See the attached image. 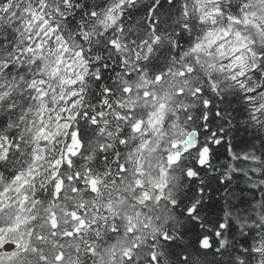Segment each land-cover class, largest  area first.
<instances>
[{
	"label": "clouds",
	"instance_id": "9594fccd",
	"mask_svg": "<svg viewBox=\"0 0 264 264\" xmlns=\"http://www.w3.org/2000/svg\"><path fill=\"white\" fill-rule=\"evenodd\" d=\"M9 2L15 4L17 0ZM45 2L48 5L45 12L51 13L52 21L60 25V33L67 41L66 57L73 60L77 72L87 68L85 81L77 85L85 89L83 108L78 106L72 111L98 115L99 109L104 117L93 124L82 115L71 121L70 130H61L69 135L78 131L81 146L70 164L65 160L67 166L58 168L57 179L62 177L65 182L57 199L55 185L48 177L52 161L65 148L67 137L61 134L52 143L41 141L47 156L41 153L42 160L33 162L34 142L27 126L34 117L29 113L23 122L20 118L25 116L27 106L37 107L29 99L26 87L29 78L43 76L58 89L57 96H66L72 90L68 85H64L67 91L59 88L60 77L66 75L63 70L55 79H49L59 52L49 55L46 51L44 60L37 64L31 63L30 58L22 64L13 61L17 67L11 73L0 70V87L10 86L4 87V91L12 93L0 96V137L9 132L23 137L20 153L14 151L8 159L0 160V188L9 186L10 174L20 171L22 166L39 165L34 182L39 203L32 207L33 190L28 187L25 189L29 192L28 203L23 210L13 203L0 212V228L7 229L9 223H16L17 215L29 221L9 236L11 240L23 233L27 239L31 231V246L17 264H58L55 257L61 252L64 258L59 264H126L120 253L136 244L141 247L135 252L136 260L132 264H150L148 257L153 250L159 264H264V0ZM31 3L37 4L38 0ZM213 8H221L222 12L201 20ZM245 13L248 23L228 20L229 16H236L243 21ZM21 15L22 12L17 15V21ZM13 27L22 25L8 22L7 28H0V41L4 42L0 44V61L9 58V47H14L17 39L23 37L22 32L15 35ZM223 30L229 34L224 35ZM237 32L251 51H232L241 42ZM197 43L203 45L202 50L192 52ZM76 52H82V57L75 56ZM235 56L243 57L245 75L233 81L230 76L240 70L230 71ZM189 66L194 69L191 73ZM181 71L186 75H180ZM157 76L161 77L159 81ZM128 86L133 89L131 97L123 92ZM137 86L141 91L137 92ZM109 87L111 94L105 92ZM196 88L202 92L193 95ZM180 89L183 96L177 95ZM143 91L150 93L149 99L144 98ZM105 100L113 105L111 111L102 107ZM124 100L136 101L138 111L134 119L152 110L154 105H167L162 134L149 137L153 150L143 154L142 188L134 184V163L129 164L127 176H121L113 163V152H119L121 162L127 163V154L144 139L130 137L123 148L118 144L117 129L123 130L126 123L115 119L116 102ZM38 126L33 125L32 131ZM49 127L53 129L54 125ZM173 142L181 147L173 149ZM205 146L209 147L208 160L201 164L200 150ZM177 150L179 158L169 163V152ZM161 169L166 173L167 183L164 199L157 201L152 185L159 181ZM189 170L194 175L189 176ZM77 172L81 176H97L98 191L93 193L83 181L74 179ZM78 184L82 186L73 192ZM143 192L149 193L150 202L139 203ZM11 195L15 201V193ZM108 205L112 210H107ZM53 211L55 228L50 224ZM72 211L86 213L83 218L91 227L67 237L65 233L78 225L70 215ZM129 216L136 223L132 236L127 230ZM114 222L119 229L117 233L110 231ZM165 233L169 234L167 240L162 239ZM40 236L43 239H37ZM205 237L208 247L200 243ZM153 239L154 247L150 243ZM89 246L96 249L94 254L89 253Z\"/></svg>",
	"mask_w": 264,
	"mask_h": 264
},
{
	"label": "snow or ice",
	"instance_id": "6c2138e0",
	"mask_svg": "<svg viewBox=\"0 0 264 264\" xmlns=\"http://www.w3.org/2000/svg\"><path fill=\"white\" fill-rule=\"evenodd\" d=\"M65 3H69V0H65ZM24 4V7L21 9L20 5ZM48 7L45 0H38L37 4H32L31 0H17L15 4L10 3L9 0H0V28H7L8 22L12 25H22L21 28L13 27L12 31L15 35L19 36L22 32L23 37L21 39H17L16 45L14 47H9L8 55L9 58L3 61H0V70L4 72L11 73L17 67V63L22 64L24 60L31 59V63L37 64L44 60L45 52L49 55L54 52H59V55L55 59V63L50 70L49 79H55L60 75L63 70L66 75L61 76L59 80V88L63 91H67L64 88V85H68L71 87V91L65 96L60 94L57 96L58 89L54 88L47 79H45L41 75H37L36 77L29 78L27 82V89L29 90V99L34 102L37 107L32 109L30 106L26 107L25 116H21V121L25 119V117L31 113L33 115V119L30 120L27 128L29 134L32 136L34 147L32 149V161H40L42 160L41 153H44V157L46 158L47 152L45 145L41 143L47 142L52 143L55 139V136L63 134L67 137L65 148L60 151V155L52 161L50 176L48 179L54 183L56 198L60 197V194L63 191L64 179L61 177L57 179L59 176L58 168L60 166L66 167L67 165L64 163L67 160L68 164L71 163V159L76 154V150L81 146V140L79 137L78 131H71L70 135L68 131H64L62 133V129L70 130L71 129V121L77 120L80 116L89 117L93 124H97L100 118L104 117V112L97 109L98 115H92L87 111H77L73 112L72 109L83 108V95L85 89L83 87H77L78 84H82L87 75V68L82 72H77L76 68L73 67V60L66 57V53H68L69 48L67 45V41L64 37L63 33H60V25L54 23L51 19V13H46L45 9ZM15 9V10H13ZM23 13L21 15L20 20L17 21L16 17L18 14ZM56 12L59 13L60 9L57 8ZM222 12L221 8H213L208 10L205 13V16L201 17V20H204L205 17L213 18L217 14ZM95 16V12L92 13ZM228 20L232 23L240 24V23H248V15L245 13V18L242 21L239 17L229 16ZM213 23L215 20L213 19ZM59 33V34H58ZM211 34V33H210ZM224 35H228V30H223ZM237 39L241 41L235 47H233L232 51L238 52L241 49H247L251 51L246 40L243 39L239 32L236 33ZM219 39V36L215 37ZM213 41L209 42V46ZM3 41H0V44H3ZM54 43V47H53ZM112 44L115 47H119L116 44V41H112ZM47 46V48H46ZM203 45L201 43H197L191 49L192 52H198L202 50ZM223 47V46H221ZM15 55H12V53ZM210 54V53H209ZM75 56L82 57V52H76ZM67 59V63L65 60ZM198 59V57H197ZM13 61L17 63H13ZM210 67H215V65H211ZM223 66H221L222 68ZM256 67V65H253ZM230 71H234L239 68V71H234V74L230 76V79L233 81L237 80V77H243L245 75V66L243 64L242 56H235L233 61L229 65ZM194 69L189 66L188 73L193 72ZM180 75H186L185 72L181 71ZM21 80L24 78L21 77ZM128 79L131 80V74L128 75ZM161 79L160 76L156 77V80L159 81ZM4 87L10 86H2L0 87V96H10L11 91H4ZM212 87L215 89V83L212 84ZM137 92L141 91L139 86H137ZM252 91V90H250ZM105 92L111 94L112 89L106 88ZM123 92L126 96L131 97L133 95V89L131 86L124 87ZM202 92L201 88H196L194 90L193 95L199 94ZM51 93V100H49V95ZM143 96L145 99L150 98V93L148 91H143ZM178 96H183V89H180L177 92ZM99 99V97H97ZM205 104L208 101H204ZM56 105V107H53ZM9 107H14V105H9ZM57 107L59 111H57ZM102 107L107 108L109 111L112 110L113 105L109 100H105L102 102ZM116 107L118 111L116 112L115 119L122 120L126 123V127L123 130L117 129V135L119 136L118 144L123 148L124 145L128 144L129 138L131 137L135 140L137 137L144 138L141 143L137 146V148L133 149L131 152L127 154V163L121 162V156L119 152H113V163L115 164L117 172L121 176L128 175L129 164L134 163L135 167V187L142 188L144 185L143 177L145 175L144 171V156L143 154L148 151H152L151 148L152 140L149 138L150 136H159L162 134V126L165 122V114L167 105L164 103H159L158 105H154L152 110L146 111L140 117L133 118L138 111L136 108V101L133 100H124L123 102L117 101ZM147 108V105L145 106ZM264 107V105H262ZM64 114H67L66 116ZM33 125H39L35 131H32ZM50 125H54L53 129H50ZM219 143V140L216 141ZM23 143L22 136H16L14 132H9L4 136L0 137V160L8 159L12 153L15 151L17 154L20 153L21 144ZM185 145L187 141L183 142ZM112 147V145H109ZM173 149H179L181 147L180 144L173 142L171 145ZM103 148V146H102ZM55 151V148L53 149ZM209 155V147L205 146L200 150V163L204 164L208 160ZM180 156V152L177 150L175 152H169L168 161L172 163L175 159H178ZM108 174L111 173V169H108ZM39 172V165L33 164L31 167H23L20 171H14L10 174V182L9 186L0 188V212H2L6 207H11L13 203L16 206L23 210L25 204L28 203L29 192L25 191L26 188L31 187L33 201L32 207L34 208L36 203H39L36 200L35 188L36 184L34 183L36 180V176ZM88 172H91V169H88ZM188 175L192 176L194 173L189 170ZM72 179V178H70ZM74 179L78 181H83L84 185H87L89 190L93 193L98 191L100 181L95 175H84L81 176L79 172L76 173ZM167 183L166 173H164L163 169H161V176L158 182L153 183L152 187L156 189L155 199L157 201L164 199L163 190ZM82 186H77V189H73V192L77 191L78 188ZM44 187V181H41V188ZM12 193H15L17 199H13ZM22 194V198H21ZM142 199L139 203L143 204L145 202H150L151 197L149 193L143 192L141 193ZM174 203V202H173ZM107 210H112L111 205L107 206ZM193 209H189L191 212ZM72 218L78 221V225L74 228L72 232L65 233V236L70 237L74 234H80L81 229L90 228L91 225L88 220L84 219L83 216L86 213H81L77 211H72L70 213ZM139 213H137V216ZM56 214L53 211L51 213L50 224L53 228L57 227V221L55 218ZM16 223H9L7 229L0 228V264H17V261L21 259L22 253H27L29 247L31 246V231L27 233V239H25V234H20L15 239H9L10 234L17 233L20 231L21 227L26 226L29 222L27 218L21 220L20 217L16 216ZM107 219V217H105ZM115 220V216L113 217ZM95 223V220L92 221ZM128 234L130 236L134 235L136 232V223L131 216L128 217ZM147 226L146 224L144 225ZM220 227H224V225H220ZM112 233L119 232V229L116 227L115 222L110 228ZM219 234V233H217ZM169 234L165 233L162 239L167 240ZM37 239H43V236L37 237ZM150 243L155 246V239L150 241ZM200 243L204 247H208L209 241L208 238L205 237ZM141 246L139 244L134 245L132 248H124L120 253V256L126 261V264H132L133 260H136L135 252L139 250ZM36 249L33 248V251ZM89 253L94 254L96 249L89 246ZM115 251V249H113ZM256 251H260V249H256ZM63 253L57 254L55 257L56 261L59 264V261L63 260ZM115 258V257H114ZM41 259H46L45 257H41ZM150 264H159V258L156 255L155 250L151 252V255L148 257ZM143 264V262H140Z\"/></svg>",
	"mask_w": 264,
	"mask_h": 264
}]
</instances>
